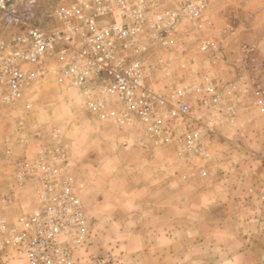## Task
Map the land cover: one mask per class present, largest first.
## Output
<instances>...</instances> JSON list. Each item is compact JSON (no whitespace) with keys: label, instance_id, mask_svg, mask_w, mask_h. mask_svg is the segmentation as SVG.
Wrapping results in <instances>:
<instances>
[{"label":"rangeland","instance_id":"1","mask_svg":"<svg viewBox=\"0 0 264 264\" xmlns=\"http://www.w3.org/2000/svg\"><path fill=\"white\" fill-rule=\"evenodd\" d=\"M207 16L203 31L175 34L154 84L215 78L223 99L202 130L209 157L91 113L51 74L0 118V245L1 220L40 202L41 183L18 178L16 160L60 145L89 222L75 264H264V106L254 104L264 100V0H208ZM17 254L3 248L0 264H19Z\"/></svg>","mask_w":264,"mask_h":264},{"label":"built area","instance_id":"2","mask_svg":"<svg viewBox=\"0 0 264 264\" xmlns=\"http://www.w3.org/2000/svg\"><path fill=\"white\" fill-rule=\"evenodd\" d=\"M207 9L208 0H0V118L56 74L80 90L91 113L142 126L206 160L204 122L223 99L215 78L197 74L164 90L154 81L175 34L203 31ZM254 104L263 107V98ZM15 168L18 178L39 180L40 202L12 225L1 220L8 236L0 250L14 249L19 264H75L89 222L62 146L41 145Z\"/></svg>","mask_w":264,"mask_h":264},{"label":"crops","instance_id":"3","mask_svg":"<svg viewBox=\"0 0 264 264\" xmlns=\"http://www.w3.org/2000/svg\"><path fill=\"white\" fill-rule=\"evenodd\" d=\"M169 189V188H168ZM166 190H167V187H166ZM179 191H180V193H182L183 191H184V188L183 187H181V188H179L178 189ZM171 207V206H170ZM167 208V207H166ZM180 209H182V207L180 206ZM183 210V209H182ZM173 211V208H171V212ZM174 211H175V209H174ZM168 221H170V220H168L167 219V222ZM181 227L183 228V227H187V223L184 225V222L181 220Z\"/></svg>","mask_w":264,"mask_h":264}]
</instances>
